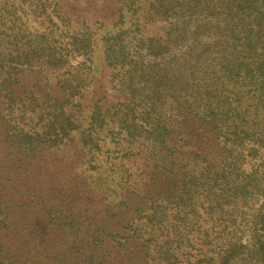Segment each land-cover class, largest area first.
Masks as SVG:
<instances>
[{
  "label": "trees",
  "instance_id": "16d2710c",
  "mask_svg": "<svg viewBox=\"0 0 264 264\" xmlns=\"http://www.w3.org/2000/svg\"><path fill=\"white\" fill-rule=\"evenodd\" d=\"M116 3L0 0V187L61 163L0 264H264V0Z\"/></svg>",
  "mask_w": 264,
  "mask_h": 264
},
{
  "label": "rangeland",
  "instance_id": "374dc122",
  "mask_svg": "<svg viewBox=\"0 0 264 264\" xmlns=\"http://www.w3.org/2000/svg\"><path fill=\"white\" fill-rule=\"evenodd\" d=\"M60 4L62 5V10H67V13L70 15L72 20H76V18L84 19L86 24H88L91 28L98 26V23L105 24V22L115 19L118 7L116 0H60ZM158 25L159 23L156 20L151 21L147 24L146 30L156 31L158 29ZM94 57L93 85L90 88V92L89 90L88 92L86 90L84 97L85 100L89 102L96 96L102 94V90L104 88L101 86L97 87L100 83L105 87V89L107 88L110 91L108 74L106 67L101 60V52H96ZM107 96L109 99H112L113 95L110 96L107 94ZM72 153L74 154V149L66 150L64 162L67 159L69 161L71 160L70 157ZM59 158V156L56 160H52L50 158V162H47L45 165H43V163H36V165L32 167L31 172H38L40 174L38 177L33 179L23 178V180L19 183L20 185L17 184L16 187H9V184L4 190L0 187V204L5 205L3 211L8 214L7 218L9 222V228H0V243L4 246H7L17 240V235L11 234L12 230L14 228L20 229L22 225L29 224L31 218H34L36 213L34 211V205H28L27 203L26 197L30 196V194H27L25 189H34L36 187H40L43 190L50 189L49 186H51V182L48 179H50L51 175L53 176V174L56 175L58 173L61 167ZM30 185L31 187H28ZM33 199H35V197H33Z\"/></svg>",
  "mask_w": 264,
  "mask_h": 264
}]
</instances>
